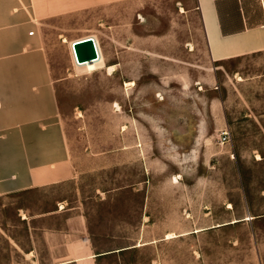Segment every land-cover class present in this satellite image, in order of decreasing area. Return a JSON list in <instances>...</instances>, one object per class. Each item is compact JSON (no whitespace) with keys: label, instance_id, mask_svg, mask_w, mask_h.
I'll return each instance as SVG.
<instances>
[{"label":"rangeland","instance_id":"obj_1","mask_svg":"<svg viewBox=\"0 0 264 264\" xmlns=\"http://www.w3.org/2000/svg\"><path fill=\"white\" fill-rule=\"evenodd\" d=\"M188 9L134 7L106 63L51 36L75 173L0 197V264H264V52L211 61Z\"/></svg>","mask_w":264,"mask_h":264},{"label":"crops","instance_id":"obj_2","mask_svg":"<svg viewBox=\"0 0 264 264\" xmlns=\"http://www.w3.org/2000/svg\"><path fill=\"white\" fill-rule=\"evenodd\" d=\"M146 1L0 0V197L74 177L50 57L51 36L63 43L92 37L106 63L108 41L102 37L115 34L118 19L130 26L133 8ZM185 4L200 17L211 61L264 52V0Z\"/></svg>","mask_w":264,"mask_h":264},{"label":"water","instance_id":"obj_3","mask_svg":"<svg viewBox=\"0 0 264 264\" xmlns=\"http://www.w3.org/2000/svg\"><path fill=\"white\" fill-rule=\"evenodd\" d=\"M76 62L78 64L92 63L99 60V53L96 41L92 37L73 43Z\"/></svg>","mask_w":264,"mask_h":264},{"label":"built area","instance_id":"obj_4","mask_svg":"<svg viewBox=\"0 0 264 264\" xmlns=\"http://www.w3.org/2000/svg\"><path fill=\"white\" fill-rule=\"evenodd\" d=\"M34 32H30V35H33ZM231 142V136L229 130L223 131L221 133V144H229Z\"/></svg>","mask_w":264,"mask_h":264}]
</instances>
